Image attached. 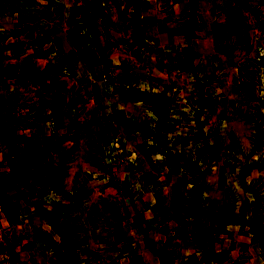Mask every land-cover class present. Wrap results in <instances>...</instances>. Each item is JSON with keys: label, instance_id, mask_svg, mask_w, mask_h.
Returning a JSON list of instances; mask_svg holds the SVG:
<instances>
[{"label": "crops", "instance_id": "1", "mask_svg": "<svg viewBox=\"0 0 264 264\" xmlns=\"http://www.w3.org/2000/svg\"><path fill=\"white\" fill-rule=\"evenodd\" d=\"M90 5L0 0V120L13 138L0 134V153L77 119L46 78L74 58L59 84L91 81L105 158L74 213L81 227H35L36 204L63 195L49 176L15 182L16 264H264V0H118L89 21ZM37 93L63 110L31 113ZM111 183L126 188L122 227L107 207L88 218Z\"/></svg>", "mask_w": 264, "mask_h": 264}, {"label": "rangeland", "instance_id": "2", "mask_svg": "<svg viewBox=\"0 0 264 264\" xmlns=\"http://www.w3.org/2000/svg\"><path fill=\"white\" fill-rule=\"evenodd\" d=\"M110 1L117 2L118 0H90V11L83 13V16L90 21L94 14H102L97 8L98 5L100 7L104 6L102 4L107 6ZM249 46L250 44H247L245 48H249ZM259 53L258 57L254 58V61L258 66H262L264 64L262 49L259 50ZM81 58L93 61L91 55L83 54ZM74 60V58H70L71 63L68 68H64V65L59 62L61 66L57 64V67H52L50 73H54L46 75V78L52 81L50 85L52 93L60 92L62 88L66 90L65 97L67 98L68 96L69 98V111L76 110L77 119L63 124L60 122L61 125H58L59 123L56 124V122L52 125L55 132H52L51 136L44 141L43 137L35 136L31 139L32 141L25 142V147L19 145L17 152L0 153V198L3 197L7 201L4 206L0 199V264H16L14 249L19 237L16 234L11 235L10 230L12 226L20 223V212L16 202L8 195V192L13 190V187H16L15 182L20 177L29 176L35 180L42 181L49 176L52 180L49 187L58 194L61 192L60 194L63 195L58 199H45L36 204L37 210H34L33 222H31L35 227H71L70 229H73L74 227H81L74 213L85 206L83 199H81L82 191L93 185V176L97 175L100 170H102V173L99 174L102 176L103 171H105L104 149L100 135V130H102L101 122L97 117L96 109L90 105L89 91L91 81L87 76H83L76 80V84H73V81L66 82L67 80L59 84V80L62 78L57 75L59 72L62 76L66 75L67 78H75L73 75ZM59 69L67 70V73L59 71ZM64 82L65 84H63ZM68 85H71V87L65 88ZM34 96L30 99L31 102L33 101V104L29 106L31 113H40L48 107L51 108V113L53 114L63 110V106L56 104L54 99L49 104L40 98L39 93ZM38 121L40 122L41 119ZM8 123H2L0 120V134L3 133L5 141L11 144L13 143V138ZM58 128H60V131ZM153 139L156 143V137ZM16 143H20V140ZM155 143L154 148H157ZM43 145L48 146L51 150L49 152L44 151L41 148ZM37 147L41 149L38 150ZM16 155L17 157H14ZM83 163L86 165L85 167L81 166ZM30 164L35 165L33 169L29 167ZM96 166L99 167L97 171H95ZM74 170H77V174L74 176V180L67 184L70 189V193H67L62 190V188L64 189V178L71 176V172H74ZM101 186L102 184L98 186V190L103 192L104 195L101 196V201H98L97 204L89 205L87 208L88 218L92 221L100 220L102 209L107 207L114 214L109 224L114 227H122L119 215V210H121L120 198H122V195H126V188L111 183L112 189L110 190L115 194H107L105 192L107 187L102 188ZM110 195L113 196L112 200ZM22 202L30 203L31 201L26 199ZM71 257L72 252L69 253V258Z\"/></svg>", "mask_w": 264, "mask_h": 264}, {"label": "trees", "instance_id": "3", "mask_svg": "<svg viewBox=\"0 0 264 264\" xmlns=\"http://www.w3.org/2000/svg\"><path fill=\"white\" fill-rule=\"evenodd\" d=\"M142 99H143V100H147V99L144 98V97H143ZM157 137H158V136H157ZM60 193H61V192H60ZM62 193H63V192H62ZM0 199H1L2 203H3L4 206H5V204H6L7 201H5V199H4L3 197H1ZM162 264H164V263L162 262Z\"/></svg>", "mask_w": 264, "mask_h": 264}]
</instances>
